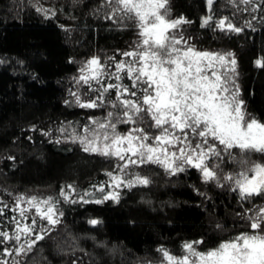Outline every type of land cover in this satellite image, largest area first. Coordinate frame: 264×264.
<instances>
[{"label":"trees","instance_id":"16d2710c","mask_svg":"<svg viewBox=\"0 0 264 264\" xmlns=\"http://www.w3.org/2000/svg\"><path fill=\"white\" fill-rule=\"evenodd\" d=\"M98 3L103 0H0V200L13 206L19 195L53 196L63 212L51 237L38 242L31 264H150L162 255L161 247L180 256L186 242L202 240L197 248L207 251L250 231L237 213L253 205L239 200L227 184L205 183L192 167L176 176L157 165L137 168L152 184L120 189L118 203L72 204L59 195L63 189L73 199L86 191L99 197L94 186L101 183L111 190L106 173L113 171L114 160L84 152L79 144L55 142L64 141L61 127L100 115L65 103L72 99L70 90H80L73 78L81 66L93 56L101 62L112 56L119 61L120 53L137 39L134 29L103 19V12L93 15ZM169 4L173 17L192 21L185 25L186 35L195 38L198 49L235 54L241 96L248 111L264 122V68L256 64L264 59L261 13L236 11L229 0H216L211 13L207 0ZM41 7L48 13L37 11ZM209 14L214 19L228 16L244 31L226 34L202 28ZM253 158L261 159L259 154ZM254 203L264 200L256 197ZM33 214L34 209L29 217ZM12 215L17 213L5 209L0 227L11 231L14 225L7 218ZM90 219L102 223L93 226Z\"/></svg>","mask_w":264,"mask_h":264},{"label":"snow or ice","instance_id":"6c2138e0","mask_svg":"<svg viewBox=\"0 0 264 264\" xmlns=\"http://www.w3.org/2000/svg\"><path fill=\"white\" fill-rule=\"evenodd\" d=\"M229 2L236 11H259L264 19L262 0ZM213 3L207 0L210 13ZM37 11L47 14L49 10ZM99 12L103 19L134 29L137 39L120 53L119 61L112 56L101 62L93 56L81 66L79 76L73 78L80 90H70L72 99L65 103L100 115H89L85 123H70L71 131L61 127L64 141L55 142L79 144L84 152L114 160L113 171L106 173L112 190L106 191L101 183L94 186L99 197L86 191L73 199L63 189L59 195L72 204L118 203L119 189L152 184L136 168L157 165L176 176L192 167L205 183L227 184L230 191L238 192L239 200L253 205L237 213L250 231L207 251L197 248L202 240L186 242L180 256L161 247V264H264V204L254 203L256 197L264 200V122L248 111L241 96L235 54L198 49L192 43L195 38L186 35L185 25L192 21L173 17L169 0H103L93 15ZM245 25L252 27V21L245 20ZM201 27L226 34L244 31L228 16L214 19V14L204 17ZM256 64L264 68V59ZM123 126L127 127L122 131ZM254 154L261 159H254ZM68 188L76 193L73 185ZM58 203L53 196L36 195L16 196L13 206L0 200V216L5 209L17 213L7 218L14 225L11 231L0 227V264H31L38 242L50 238L61 223ZM33 209L35 214L29 217ZM88 223L95 226L102 221Z\"/></svg>","mask_w":264,"mask_h":264},{"label":"rangeland","instance_id":"374dc122","mask_svg":"<svg viewBox=\"0 0 264 264\" xmlns=\"http://www.w3.org/2000/svg\"><path fill=\"white\" fill-rule=\"evenodd\" d=\"M216 0H214V2H215ZM230 3V2H229ZM231 4V3H230ZM232 5V4H231ZM109 82H111V81H109ZM115 162V161H114ZM136 171H137V168L135 169ZM112 190V189H111ZM110 190V191H111ZM120 190V189H119ZM118 190V191H119ZM27 208V207H26ZM161 261H162V255L158 258V259H156V261L155 262H151L150 264H161Z\"/></svg>","mask_w":264,"mask_h":264}]
</instances>
